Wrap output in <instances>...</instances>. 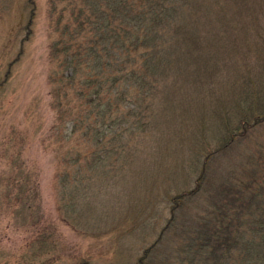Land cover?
<instances>
[{"label":"rangeland","instance_id":"1","mask_svg":"<svg viewBox=\"0 0 264 264\" xmlns=\"http://www.w3.org/2000/svg\"><path fill=\"white\" fill-rule=\"evenodd\" d=\"M208 3L211 50L197 78L204 84L191 99L189 86L197 85L187 84L191 77L170 84L167 98L176 93L175 100H161L158 127L138 137L126 166H102L105 172L84 164L96 176L80 183L74 209L69 200L78 164L72 154H89L91 142L81 130L70 133L78 103L66 95L69 88L57 92L60 85L51 79L58 66L50 54L52 2L34 0L28 35V0H0V264H214L193 245L197 219L209 214L224 181L248 174L251 152L264 156V124L212 156L221 137L212 113L231 103L237 75L255 76L263 68L264 0ZM204 31L201 25L198 34ZM65 172L72 182L63 185ZM204 173L197 194L180 196Z\"/></svg>","mask_w":264,"mask_h":264},{"label":"trees","instance_id":"2","mask_svg":"<svg viewBox=\"0 0 264 264\" xmlns=\"http://www.w3.org/2000/svg\"><path fill=\"white\" fill-rule=\"evenodd\" d=\"M60 1L51 0L56 37L50 54L58 64L51 79L60 85L57 92L69 88L66 95L78 103L70 133L81 130L91 142L89 154H72L78 167L69 203L75 209L80 183L96 176L87 174L84 164L105 172L102 166H126L138 147V137L158 127L161 100H175L176 93L167 98L170 84H178L180 78L191 77L187 84L196 81L197 85L189 86L187 99L195 95L194 88L204 84L197 80H201L206 53L211 50V31L206 30L205 22L210 19L211 0H69L62 7ZM28 5L29 35L34 0H28ZM201 25L204 34H198ZM260 59L263 68L255 76L250 72L237 75L240 83L229 93L231 103L215 106L212 114L219 117L215 129L219 128L221 137L209 151L212 156L233 148L264 124V54ZM210 154L204 155L205 168ZM246 165L248 174L240 177L235 172L231 180L224 181L209 214L198 217L195 225L198 232L193 245L198 251L205 249L214 264H264L262 151L259 156L251 152ZM204 178L205 173L188 195L180 196L197 194ZM61 180L63 185L71 183L69 172ZM175 204L173 213L181 201Z\"/></svg>","mask_w":264,"mask_h":264}]
</instances>
